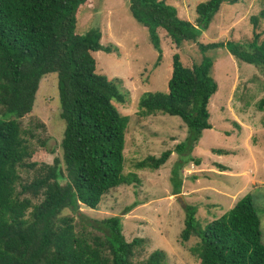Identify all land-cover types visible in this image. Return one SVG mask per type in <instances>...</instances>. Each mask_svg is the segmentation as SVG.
<instances>
[{
    "label": "trees",
    "instance_id": "1",
    "mask_svg": "<svg viewBox=\"0 0 264 264\" xmlns=\"http://www.w3.org/2000/svg\"><path fill=\"white\" fill-rule=\"evenodd\" d=\"M237 1H199L196 24L180 17L166 0H128V8L147 30L158 52L157 64L162 53L159 28L177 46L195 42L199 28L208 27L223 2ZM93 4L94 0H0V264H167L163 249L136 259L146 239L127 240L120 216L92 221L82 217L76 224L72 215L63 213L66 208L76 212L80 205L95 209L109 190L140 182L136 172H124L129 116L117 107L127 100L119 88L122 79L98 72L94 55L98 50L119 52L120 48L113 43L103 45L98 27L77 31L80 10ZM259 18H264V8L251 16L254 28ZM197 45L202 54L199 62L185 66L174 53L165 90L144 91L137 103L140 116L176 115L187 128L186 139L175 145L180 156L171 169L174 193L180 191V171L190 157L182 154L190 152L202 131L212 126L208 102L218 85L213 76L214 57L207 53L225 47L236 59L264 72V38L256 29L245 45L234 40ZM48 72H56L58 78L60 116L65 123L62 157L42 163L30 182H22L19 167H34L37 162H27L34 151L18 119L31 112L39 81ZM171 152L149 154L134 166L158 169ZM252 194L241 196L203 227L196 216L197 206H185L180 238H198L189 250L199 264H264L260 218Z\"/></svg>",
    "mask_w": 264,
    "mask_h": 264
},
{
    "label": "rangeland",
    "instance_id": "2",
    "mask_svg": "<svg viewBox=\"0 0 264 264\" xmlns=\"http://www.w3.org/2000/svg\"><path fill=\"white\" fill-rule=\"evenodd\" d=\"M199 1L166 0L177 8L180 17L193 24H196ZM263 8L264 0L223 2L208 27L199 28L201 34L197 41L184 42L180 46L159 28L162 53L157 64L158 52L151 44L147 30L131 15L128 0H94L91 7L80 10L77 31L84 33L98 27L103 45L113 43L120 48L119 52L98 50L94 55L98 72L122 79L119 88L127 94V100L117 103V107L129 116L123 150L124 172H136L140 182L109 190L95 209L80 205L76 212L66 208L63 213L72 215L76 224L83 218L92 221L120 216L127 240L136 236L146 239L142 254L136 259L145 258L154 249H163L167 264H199L189 250L198 238L191 236L187 241L180 238L185 206H197L196 216L203 227L229 210L241 196L252 192L264 243L263 70L236 59L225 47L207 53L214 57L213 76L218 85L208 102L212 126L202 131L190 152L185 150L182 154L190 157L180 171L182 184L177 193H174L171 169L180 156L175 145L186 139L187 128L176 115L140 116L137 113L138 99L144 91L165 90L174 53L179 54L183 65L189 66L201 59L198 42L234 40L245 45L254 29L264 38V18H259L256 28L250 20ZM60 112L57 73L48 72L39 81L31 112L18 119L22 134L34 151L27 162H37L34 167H19L22 182H30L36 167L42 163H53L55 157H62L60 143L65 123ZM42 141H45L44 146L40 145ZM213 148L228 152L217 153L212 151ZM166 149L172 152L158 169L135 168L136 161L149 154L158 156ZM195 159L199 160L198 164ZM61 165L63 168L62 162ZM32 201L37 203L39 199ZM134 202L137 204L127 210Z\"/></svg>",
    "mask_w": 264,
    "mask_h": 264
}]
</instances>
